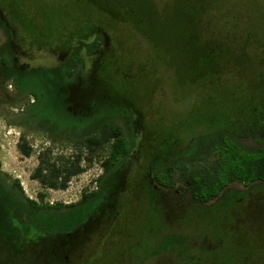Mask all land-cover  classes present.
I'll list each match as a JSON object with an SVG mask.
<instances>
[{
    "label": "rangeland",
    "instance_id": "obj_1",
    "mask_svg": "<svg viewBox=\"0 0 264 264\" xmlns=\"http://www.w3.org/2000/svg\"><path fill=\"white\" fill-rule=\"evenodd\" d=\"M122 6L134 11L132 20L141 23L145 36L137 34L130 25L112 32L116 38L109 37L108 46L105 43L94 54L84 57L87 72L82 73V78H99L92 69L103 66L105 69L99 68L100 73L97 74L111 79L109 93L127 97L128 101L141 107L150 133L156 129L159 132L181 134L179 138L185 143L189 138L206 132V128L200 125L203 120H218L222 116H233L237 109L244 110L241 95L246 90V83L255 82L257 72L261 78L257 82L260 91L264 90V0H0V58L6 59L8 66L10 51V56L16 55L27 69L48 62L57 65L77 46L82 49L83 42L79 44L75 40H72L74 46L60 49L68 39L85 36L89 28L87 36L94 37L101 23L108 21L109 17L114 18ZM183 18H189L192 23L204 22L211 35L213 33L230 39L233 46L242 47L243 57L247 61H224L227 64L221 65L219 75L212 76L196 58L187 60V55L180 52V40L184 39L178 38ZM2 27L8 30L3 33ZM6 39L9 41L4 45ZM118 42L122 44L118 45ZM85 47L87 52L92 53L88 51L89 45ZM111 48L114 51L109 54L108 49ZM74 55H68L67 60L75 58ZM254 58L257 63L255 67ZM126 68H129L130 74L136 73L138 77L137 80H130V84H125L127 88H122L119 81L124 76L119 73ZM6 70L7 67L0 63L1 184L15 199H19V196L11 186L17 180L29 199L40 202L41 196L43 203L67 205L76 202L84 190L93 188L94 181L101 174L100 161L107 154V149L101 153L102 157L94 156L89 163L86 159L82 161L84 171L72 177L64 190L45 188L32 179L31 175L38 165V155L43 150L51 149V162L57 163L62 157L77 152L83 158L87 155L86 151L75 149L73 145L52 140L49 134L34 128L31 121H27L30 118L28 93L13 87L11 79L5 76ZM87 94L93 96L98 92ZM22 142L32 148L29 157L23 156L18 148ZM233 188L240 187L233 184ZM180 193H183L182 189ZM221 206L219 201L215 208L211 206L207 212L198 206L190 207L188 202L173 206L172 214L177 220L173 227L167 226L166 235L170 236L171 241L183 235L181 238L191 240L193 245L201 235V241L208 243L207 247L225 262L232 255L244 251L251 253L249 260H257L260 255L264 258V214L259 215L261 224L256 229L253 226L251 231L244 225L232 231L226 229L220 217L215 215H221ZM243 206L251 207L252 210L255 206L263 208L264 196ZM203 212L211 214L208 220L198 218ZM132 237H137L134 230ZM170 246L172 253L161 251L165 262L180 264L178 251L189 247L183 246L180 241L171 242ZM2 250L0 244V252ZM113 250L110 246H104L102 252L95 253L90 260L87 254L81 262L75 263L76 260H73L71 264H113ZM80 251L89 253L93 248ZM141 252L148 253L147 247ZM200 263L207 264L203 260Z\"/></svg>",
    "mask_w": 264,
    "mask_h": 264
},
{
    "label": "trees",
    "instance_id": "obj_2",
    "mask_svg": "<svg viewBox=\"0 0 264 264\" xmlns=\"http://www.w3.org/2000/svg\"><path fill=\"white\" fill-rule=\"evenodd\" d=\"M134 15V11L130 7L122 6V9H119L113 16L114 18L109 17L108 21L101 23V28L96 31L94 37L87 36L90 33L91 28H89L85 31L87 32L85 36L78 39L74 37L70 41L68 39L60 49L74 46L72 40L78 41L79 44L83 42V46L82 49L79 46L75 48V58L68 60V66L63 69L64 77L72 78L75 70L80 68L82 63L84 64V58L80 54H83L84 57L87 53L89 54L85 46L90 42L88 51L94 54L95 48L98 50L105 43L108 46L109 37L116 38L112 36V32L129 25L137 34L145 36V29L141 27V23L132 20ZM180 31L178 38L184 39L180 40L182 42L180 52L187 55V60L196 58L212 76L219 75L221 65L227 64L224 61H247L243 57L242 47L233 46L230 39L215 36L213 33L211 35L204 22L192 23L189 18H183L180 23ZM102 33L107 36L105 42L101 36ZM118 43V45L122 44ZM112 51H114L113 48L108 49L109 54ZM8 52V58L11 61L10 51ZM109 56L115 60L113 56ZM0 60V63L4 61L7 64L6 59L0 58ZM252 61L255 67L256 59L254 58ZM85 68L82 73L87 72ZM99 68L105 69L103 66H98V74L100 73ZM129 72V68L120 70L119 74L124 76L120 79L122 88L126 87L125 84H130V80H137L136 73L130 74ZM13 74V69H7L5 76L12 78ZM38 75L40 76L36 78L45 77L44 73ZM98 77L103 78L100 75ZM15 79L19 85L18 91H26L25 84L22 82L24 78L16 76ZM260 79L257 72L255 82L245 84L246 90H243L245 92L241 95L244 110L237 109L233 116H222L218 120H203L200 125L206 128V132L189 138L185 143L181 141V138H178L181 134L159 132L156 129L149 132L146 135L147 145L143 151V158L147 164L148 175L152 176L153 181L163 187L165 191L172 190L175 185H179L187 195L185 199L181 197L180 203L188 202L190 207L198 206L205 212H207V208L204 205L215 201L212 205L215 208L219 201L222 202L221 197L223 196L219 197L222 191L233 183L245 187L264 184V90L262 89L261 92L260 85L257 83ZM27 121L30 122L31 118H28ZM60 130L56 128L49 133L52 140H60L73 145L75 149L84 150L87 156L83 158L81 153L77 152L65 158L62 157L60 163H57L56 161L51 162V149L48 148L40 152L38 165L31 177L48 189H66L70 179L84 171L81 162L86 159L89 163L94 156L102 157L100 155L104 149H107V154L100 161L101 174L94 183L101 178L102 173H108L120 159L134 154L128 144L132 134L124 133L114 118L103 117L95 123L82 124L79 127L69 126ZM18 148L25 157H29L32 152L31 146L23 142L18 144ZM142 168L143 166H141ZM11 188L18 193L19 199L12 198L0 182V244L3 248L0 252V264H71L72 260L66 262L65 260L56 261L52 258L53 254H50L48 241L49 233L68 225L66 223L69 220L66 221L67 219L64 218L63 209L65 207L75 206L83 209L90 205V195L84 194L88 190L82 192L83 198L76 204L65 205L58 202L55 204L43 203L41 196L40 202L27 198L17 180L13 181ZM147 189L150 197V187L145 188L146 191ZM142 191L144 192V187ZM189 198L192 202L189 201ZM171 202V199H166V208L167 203L172 205ZM191 214H193L192 211ZM215 215L220 217L221 224H223L222 214ZM210 216L211 214L203 212L198 218L208 220ZM167 226L171 227V224L168 225L165 219V242L160 240L159 244L156 241L153 244L150 241L148 245L121 248L122 254L130 255L129 259H121V261L117 260L112 263L145 264L149 261H154L156 264L166 263V258H163L164 253L173 252L170 244L174 242L166 241V238H170L165 233L168 229ZM181 236L183 235L176 238L177 242L180 241L183 246H188L189 249L178 251L180 264H192L191 256L194 250L199 257V262L202 260L208 262L207 258L211 260V264H227L229 262L219 259V255L214 254L207 247L208 243L201 241V235L198 236V242L195 245L191 240L181 238ZM145 247H147L148 253L144 254L143 252V256H140V252ZM160 258L162 261H159ZM220 258L222 257L220 256ZM199 262L197 264H200Z\"/></svg>",
    "mask_w": 264,
    "mask_h": 264
},
{
    "label": "flooded vegetation",
    "instance_id": "obj_3",
    "mask_svg": "<svg viewBox=\"0 0 264 264\" xmlns=\"http://www.w3.org/2000/svg\"><path fill=\"white\" fill-rule=\"evenodd\" d=\"M2 29L3 33L8 30L3 27ZM101 36L106 41V34L102 33ZM8 41L6 39L4 45H7ZM90 43L87 45H91ZM11 52L16 54V51L12 49ZM71 54H75V48L68 52L63 62L57 65L48 62L28 69L23 67L16 55L12 57L8 66L4 61L1 63L7 69H13L14 74L10 79L17 91L19 85L15 77L24 78L22 82L28 93V109L32 126L49 134L56 128L60 130L69 126L79 127L82 124L95 123L103 117L114 118L124 133L132 134L128 144L134 154L116 162L108 173H102L101 178L94 183L91 190L84 193L90 195L91 199L87 208L80 209L74 206L63 209L64 218L67 219L66 221L69 220L66 223L68 225L65 224L64 228L49 233L50 254H53L52 258L56 261L81 262L84 255L89 254L88 260H90L95 253L102 252L104 246H110L114 248V259L111 262L129 259L130 255L122 254L121 248L148 245L150 241L152 243L156 241L157 244L160 240L164 241L166 237L164 221L167 219L171 227L175 225L177 219L171 212L172 208L180 204L181 197L185 199L187 195L184 191L180 193L179 185L165 191L153 181L152 176L148 175L143 151L146 149V135L149 131L146 128L144 113L140 111L141 107L128 101L127 97L109 93L111 79L100 77L83 79L82 71L85 68L83 63L75 70L72 78H65L63 69L68 66L67 59ZM89 54L87 53L86 56H91ZM80 56L84 58L83 54ZM92 72L98 77V67L92 69ZM39 73H44L45 77L36 78L40 76ZM84 91L88 93L96 91L98 94L89 96L85 95ZM141 166H143L142 169ZM233 184L219 196H223L221 197L222 225L232 231L246 225L247 229L252 231L253 226L256 229L257 225L261 224L259 215L264 214V207L255 206L252 210L251 207L243 205L249 201L254 203L260 196L263 197L264 184L249 187L238 185L239 189L233 188ZM148 187H150V197L148 189L145 190ZM166 196L169 198H165ZM82 198L83 194L71 204H76ZM166 199L172 201V205L167 203V208ZM189 201L192 202L190 198ZM214 203L215 201L210 202L204 207L208 210ZM132 230L136 238L132 237ZM176 238H173L174 242L177 241ZM166 239V241L170 240V238ZM90 247L93 248L92 252L80 251ZM115 247L119 249L116 250ZM192 253L191 263L197 264L199 257L195 250ZM250 255V252L244 251V253L232 255L229 262H226L227 264H264L263 255H260L257 260H249ZM140 256H143L142 252ZM244 258L245 260L241 261ZM207 260L208 262H205L211 264V260L208 258Z\"/></svg>",
    "mask_w": 264,
    "mask_h": 264
}]
</instances>
